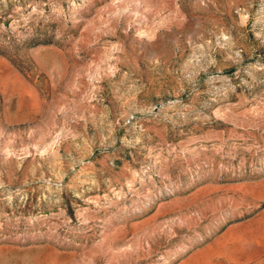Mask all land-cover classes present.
<instances>
[{"label":"rangeland","instance_id":"obj_1","mask_svg":"<svg viewBox=\"0 0 264 264\" xmlns=\"http://www.w3.org/2000/svg\"><path fill=\"white\" fill-rule=\"evenodd\" d=\"M0 264H264V0H0Z\"/></svg>","mask_w":264,"mask_h":264}]
</instances>
